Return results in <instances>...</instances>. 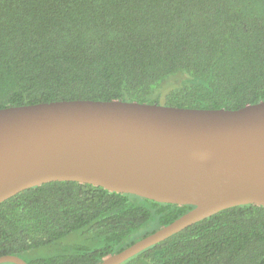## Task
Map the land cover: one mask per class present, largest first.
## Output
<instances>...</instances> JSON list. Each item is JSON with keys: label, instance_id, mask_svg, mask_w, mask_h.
I'll return each instance as SVG.
<instances>
[{"label": "trees", "instance_id": "1", "mask_svg": "<svg viewBox=\"0 0 264 264\" xmlns=\"http://www.w3.org/2000/svg\"><path fill=\"white\" fill-rule=\"evenodd\" d=\"M69 100L264 102V0H0V109ZM191 209L45 183L0 203V257L98 264ZM122 264H264V207L222 210Z\"/></svg>", "mask_w": 264, "mask_h": 264}, {"label": "water", "instance_id": "2", "mask_svg": "<svg viewBox=\"0 0 264 264\" xmlns=\"http://www.w3.org/2000/svg\"><path fill=\"white\" fill-rule=\"evenodd\" d=\"M78 182L192 206L98 264H122L222 210L264 207V102L236 110L119 100L0 109V203L49 182ZM26 264L5 255L0 264Z\"/></svg>", "mask_w": 264, "mask_h": 264}]
</instances>
